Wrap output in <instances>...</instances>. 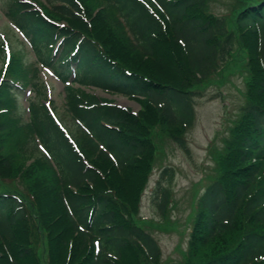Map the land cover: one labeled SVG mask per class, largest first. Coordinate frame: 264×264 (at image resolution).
I'll return each instance as SVG.
<instances>
[{
  "label": "trees",
  "instance_id": "16d2710c",
  "mask_svg": "<svg viewBox=\"0 0 264 264\" xmlns=\"http://www.w3.org/2000/svg\"><path fill=\"white\" fill-rule=\"evenodd\" d=\"M34 2L0 0L35 57L13 52L0 68V264H162L139 215L157 136L189 153L195 102L237 61L236 46L245 100L212 150L215 176L196 202L184 264H264V0L230 22L210 0ZM43 67L64 85L73 129L45 104ZM172 171L152 193L164 216Z\"/></svg>",
  "mask_w": 264,
  "mask_h": 264
},
{
  "label": "rangeland",
  "instance_id": "374dc122",
  "mask_svg": "<svg viewBox=\"0 0 264 264\" xmlns=\"http://www.w3.org/2000/svg\"><path fill=\"white\" fill-rule=\"evenodd\" d=\"M25 1L30 3L35 0ZM256 1L210 0L208 8L211 13L223 16L230 22L233 13H237ZM0 37L8 41L12 52H23L27 54L29 62L35 61L32 49L27 42L26 46L24 45L26 40L5 17L4 7L1 3ZM234 51L237 61H231L232 63L220 72L221 76L210 79L205 97L195 102L196 120L186 135L189 153L178 148L168 138L157 136L156 142L159 148L154 160V170L147 188L142 194L139 215L145 221V226H148L147 230L151 231L159 242L161 252H163L162 264H184L188 238L197 211L196 202L207 183L215 176L212 150L220 149L223 146L224 138L233 121L237 119L239 110L244 103V80L248 74L244 67L247 61L241 48L236 46ZM4 56L5 53L1 56L0 68L5 66L6 61L2 60ZM40 71V82L48 92V100L54 103L55 113L61 117L66 126L73 129L70 116L65 113L63 84L49 70L41 68ZM93 93L99 98L112 100L132 112L139 111V104L123 95H107L102 90H93ZM30 97L32 94L27 93L21 100L24 107L29 106L26 99ZM169 167L173 169V177L169 182L165 180L164 186L170 191L171 202L168 205V214L164 216L153 203L152 193L160 173Z\"/></svg>",
  "mask_w": 264,
  "mask_h": 264
}]
</instances>
